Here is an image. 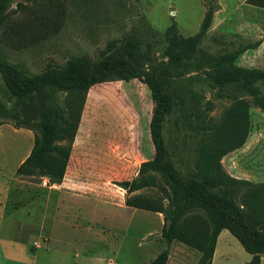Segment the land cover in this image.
I'll return each mask as SVG.
<instances>
[{"label":"rangeland","instance_id":"obj_1","mask_svg":"<svg viewBox=\"0 0 264 264\" xmlns=\"http://www.w3.org/2000/svg\"><path fill=\"white\" fill-rule=\"evenodd\" d=\"M209 7L214 10L211 24L197 42L184 52L174 53L177 48L167 53L169 25L174 22L182 36L194 35ZM55 8H65V14L53 24L46 14ZM128 34L153 43L152 53L136 58L135 63L158 69L157 76L173 102L162 130L166 163L189 179L197 176L201 166L217 161L230 177L248 181L235 187L232 198L247 219L263 230L264 109L237 82L221 84L211 79L210 73L226 70L215 66L213 56L255 42L258 45L244 49L235 65L264 69V0H9L0 25V55L35 74L72 57L98 59L109 41ZM260 90L264 95V86ZM60 97L67 123L53 143L69 151L64 175L53 181L33 168L15 175L5 220L12 208L24 205L28 218L23 220V213L9 218L12 233L20 230L26 235L48 229L55 199H46V186L61 182H65L61 186L65 190L117 204L125 198L130 181L138 178L146 185L130 195L167 205L170 186L163 173H139L142 162L154 156L149 133L154 101L143 79L105 81L90 86L82 96ZM0 100L10 108L0 116L4 123L39 134L40 102L16 101L1 75ZM235 126L243 127L247 135L242 145L229 149ZM25 137L6 124L1 127L0 184L13 176L17 161L32 143V137ZM143 212L126 211L123 217L110 214L119 226L108 228L123 242L113 253L104 248L95 253L113 259L114 264H146L153 259L164 248L162 238L155 239L159 218ZM159 216L163 220V214ZM127 219L130 226L126 231L122 221ZM22 220L26 223L19 225ZM79 224L86 226L87 222L81 219ZM180 228L200 241L210 220L202 208L190 206L181 217ZM34 239L41 241L37 236ZM218 245L229 249L231 255L223 261L215 256L214 264H245L250 259L227 229L220 234ZM172 247L174 252L166 264L196 263V249L180 241H173L170 250Z\"/></svg>","mask_w":264,"mask_h":264},{"label":"trees","instance_id":"obj_2","mask_svg":"<svg viewBox=\"0 0 264 264\" xmlns=\"http://www.w3.org/2000/svg\"><path fill=\"white\" fill-rule=\"evenodd\" d=\"M8 2L9 0H0V25L4 21ZM213 11L211 7L206 10L199 31L191 36L180 35L175 23H171L166 31V52L170 54L178 48V51L174 52L178 54L179 51L184 52L189 46L194 45L210 26ZM64 14L65 8L48 9L46 19L55 24L58 19L64 17ZM257 45L258 43L255 42L213 56L215 66H223L226 70L215 69L210 73V77L221 84L237 82L249 91L254 102L264 109V95L260 90V87L264 86V69L235 65L236 59L244 49ZM152 49V42L128 34L120 40L109 41L98 59L72 57L63 64H51L35 74H29L0 55V75L7 91L16 98V101L40 102V132L33 135L31 150L17 167L15 175L26 168H33L53 181L61 180L63 177L69 151L53 143L60 137L61 127L67 123L66 111L61 104L60 95L82 96L90 86L97 83L141 77L154 101L149 122L154 156L142 162L139 173L143 174L148 170L161 171L170 186L167 205L150 201L139 195H130L146 185L138 178L132 179L126 189L125 205L163 214L160 235L164 248L146 264H166L173 241H180L199 252L195 264H211L218 235L223 229H227L251 255L245 264H260L264 255V229L260 230L253 225L232 198V192L238 184L249 182L230 177L221 170L217 161L209 167L201 166L197 176L189 179L178 175L166 163V146L162 130L166 118L172 112L173 102L157 76L158 69L143 68L135 63L136 58L148 56L152 53ZM8 109L10 108L0 100V116ZM3 123L0 119V125ZM234 128L235 136L229 149L242 145L247 135L243 127ZM190 206L202 208L210 220V228L200 241H195L180 228L181 217Z\"/></svg>","mask_w":264,"mask_h":264},{"label":"crops","instance_id":"obj_3","mask_svg":"<svg viewBox=\"0 0 264 264\" xmlns=\"http://www.w3.org/2000/svg\"><path fill=\"white\" fill-rule=\"evenodd\" d=\"M3 124L8 125L17 133L20 132L26 136V139L30 140L32 137L33 140V133L29 129L17 128L9 123ZM3 124L0 125V129ZM32 145L33 141L17 161L13 176L0 184V264H114L113 259H103L95 253L102 248L108 250L109 253H113L123 242V239L118 237L117 232L108 228L114 225L119 226V223H115L118 219H114L113 216L110 217V214L113 213L117 217H123L126 211H131L134 214L144 211L143 213L149 215L148 217L159 218V229L155 239H161L160 234L163 224V220L159 216L161 213L127 206L124 204V199L122 202L114 204L110 200L71 192L61 188L65 182L46 186L48 188L46 199H55L48 229L43 231L40 228L37 232L26 235L23 232L20 233V230H15V232L19 231V234L13 235L15 232L12 233L8 219L14 218L18 213H23V216L21 215L22 219L27 221L28 215L25 211L27 206L24 205L19 208H12L11 216L5 220L10 202V183L15 178L17 167L28 156ZM44 213H46L45 210H42V214ZM81 219L87 222L86 226L79 224ZM23 220V223L20 221L19 225L26 223ZM98 223L102 225H100L101 228L97 227ZM122 225L125 226L124 229L127 231L130 226L129 219L122 221ZM81 226L84 228L82 231L80 230ZM21 227L20 229H22ZM224 230H221L218 235L211 264H214L217 255L222 261L230 258L229 249L218 247L220 234ZM34 236L40 238L41 241L34 239ZM173 252L174 247L170 250L169 258H171ZM263 260L264 255L261 257V261Z\"/></svg>","mask_w":264,"mask_h":264}]
</instances>
